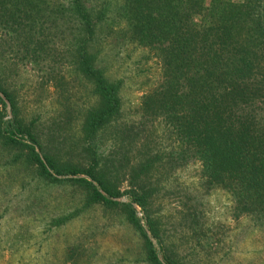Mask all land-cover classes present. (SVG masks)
Here are the masks:
<instances>
[{
  "label": "trees",
  "instance_id": "trees-1",
  "mask_svg": "<svg viewBox=\"0 0 264 264\" xmlns=\"http://www.w3.org/2000/svg\"><path fill=\"white\" fill-rule=\"evenodd\" d=\"M86 4L88 0H0V33L19 42L18 36L30 33L34 15L43 12L44 27L36 37L30 36L29 54L43 57L50 53L53 38L67 41V49L55 56L66 59L64 67L70 64V71L91 85L95 99L76 110L92 165L60 164L51 146L42 142L45 127L36 119L28 122L2 85L0 107L5 110L6 99L11 116L4 120L0 116V146L22 149L24 161L37 176L54 182L62 177L83 186L88 204L120 210L136 230L139 252L148 264H180L166 254L165 242L149 219L155 246L135 208L146 209L152 201L154 177L165 165L198 161L207 187L230 197L233 216L248 217L264 233V0ZM109 43L119 52L139 49L144 62L160 63L158 83L142 95L139 109L145 120L160 119L178 143L164 161L148 152L130 166V188L124 192L110 180L116 165L102 163L93 145L96 135L120 111L121 82L109 79L96 63L100 46ZM62 111L71 119L66 107ZM124 194L130 196L128 202L115 200ZM159 252H163L161 260Z\"/></svg>",
  "mask_w": 264,
  "mask_h": 264
},
{
  "label": "rangeland",
  "instance_id": "rangeland-1",
  "mask_svg": "<svg viewBox=\"0 0 264 264\" xmlns=\"http://www.w3.org/2000/svg\"><path fill=\"white\" fill-rule=\"evenodd\" d=\"M99 3L88 0L86 5ZM34 17L30 33L18 36L19 42L0 33V85L14 96L28 122L36 119L45 127L42 142L60 164L88 168L92 157L84 149L76 110L94 103L91 85L70 71V64L64 67L66 59L55 56L67 49L64 39L53 38L43 57L29 54L30 36H37L46 18L43 12ZM117 49L109 43L96 53L97 65L121 86L120 111L93 145L102 163L116 165L110 180L124 192L130 188V166L148 152L164 161L178 143L160 119L145 120L139 109L142 95L158 83L160 63L144 62L139 49ZM0 116L9 118L10 107H0ZM20 150L0 146V264H148L136 230L120 210L88 204L87 190L62 177L54 182L37 176ZM154 179L152 201L146 209L135 206L136 214L157 247L147 222L152 220L170 258L180 264H264V233L248 217L233 216L230 197L207 187L198 161L165 165ZM117 199L128 202L130 196ZM60 219L66 220L57 223Z\"/></svg>",
  "mask_w": 264,
  "mask_h": 264
},
{
  "label": "water",
  "instance_id": "water-1",
  "mask_svg": "<svg viewBox=\"0 0 264 264\" xmlns=\"http://www.w3.org/2000/svg\"><path fill=\"white\" fill-rule=\"evenodd\" d=\"M2 96V95H1ZM2 98H4L3 96H2ZM4 102H5V104H6V106H7V108H9V104H8V102H7V100L6 99H4ZM81 177H84L83 175H81ZM116 200H118L117 198H116ZM150 238V237H149ZM151 239V238H150ZM152 240V239H151Z\"/></svg>",
  "mask_w": 264,
  "mask_h": 264
}]
</instances>
